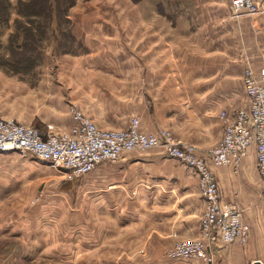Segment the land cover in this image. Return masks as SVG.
Wrapping results in <instances>:
<instances>
[{
    "label": "crops",
    "instance_id": "crops-1",
    "mask_svg": "<svg viewBox=\"0 0 264 264\" xmlns=\"http://www.w3.org/2000/svg\"><path fill=\"white\" fill-rule=\"evenodd\" d=\"M152 1L149 11L142 3L127 11L130 0L114 12L97 8L99 0L80 12L74 6L66 16L68 49L58 51L46 37L30 70L0 66L2 116L41 133L47 125L69 130L72 109L106 130L139 117L143 131L169 130L204 155L222 137L220 113L245 105L246 63L264 62V13L224 20L223 0ZM3 33L5 47L11 31ZM212 171L221 200L236 204L249 227L244 245L218 246L214 264H264L253 152L237 173ZM38 193L34 205L0 209V241L15 246L0 248V264H204L165 255L175 242L199 236L205 202L197 175L161 149L125 153L72 179L31 154L0 153V197Z\"/></svg>",
    "mask_w": 264,
    "mask_h": 264
},
{
    "label": "built area",
    "instance_id": "built-area-1",
    "mask_svg": "<svg viewBox=\"0 0 264 264\" xmlns=\"http://www.w3.org/2000/svg\"><path fill=\"white\" fill-rule=\"evenodd\" d=\"M229 9L236 19L254 18L264 13L257 0H229ZM242 82L245 105L220 113L224 124L222 137L204 155L195 146L175 140L169 130L143 131L139 117H132L125 129L106 130L74 109L71 114L75 124L65 132H56L47 125L46 132L41 133L33 126L5 118L0 113V153L31 154L72 179L87 175L102 163H114L125 153L161 149L167 157L197 175L198 192L205 202L199 236L175 242L166 256L173 260L214 264L218 246L244 245L249 227L236 204L221 200L212 168H231L237 173L253 152L259 193L264 199V62L259 68L246 63Z\"/></svg>",
    "mask_w": 264,
    "mask_h": 264
},
{
    "label": "trees",
    "instance_id": "trees-1",
    "mask_svg": "<svg viewBox=\"0 0 264 264\" xmlns=\"http://www.w3.org/2000/svg\"><path fill=\"white\" fill-rule=\"evenodd\" d=\"M74 5L73 0H17L16 15L25 19L28 28L15 30L14 35L8 39L6 46L8 56L5 61H0V66L20 73L30 70L39 59V48L45 39L48 29L46 23L57 19L66 22V38L69 37V21L66 19L68 10ZM12 4L10 0H0V33L1 25L7 24L11 16ZM61 14L60 16H57ZM62 19V20H63ZM55 30L51 35L54 37Z\"/></svg>",
    "mask_w": 264,
    "mask_h": 264
},
{
    "label": "rangeland",
    "instance_id": "rangeland-1",
    "mask_svg": "<svg viewBox=\"0 0 264 264\" xmlns=\"http://www.w3.org/2000/svg\"><path fill=\"white\" fill-rule=\"evenodd\" d=\"M69 0H63V4ZM74 1V5L68 10V12H70V10H72V8L75 6L76 8L73 10L75 12H80V11H84L86 7L85 3L90 2L92 0H73ZM11 4H12V9H11V14H15L16 15V5H17V0H10ZM130 3L132 5H127L126 10L127 11H133L130 8H133V5L135 4H139L142 3L143 4V11H149V8L151 6L154 5V1H150V0H130ZM166 4V2L164 1V5ZM159 6L161 7L162 5L159 4L156 6V8L158 9V11H161V9L159 8ZM106 8L107 11L110 12H114V11H120V9L125 8L124 4H122L120 2V0H99V4L97 6V8ZM96 9V8H95ZM91 11H95V10H91ZM61 14L57 15L60 16ZM222 15H223V19L225 20V18H232L230 9H229V1L228 0H223V5H222ZM63 19V18H62ZM57 19L56 21H53L52 23L47 22L46 23V28L48 29V32L46 34L47 40L50 41V43L48 42V45H52L55 48L59 50H66L70 47V41L66 39V22L64 21V19ZM69 23V22H68ZM28 28L27 26V22L25 21V19L23 18H19L17 15L14 17L10 16L9 21L7 22V24H2L1 25V29L3 30L2 33H0V36H2V34L6 35L5 32L7 29H10L11 33L8 34V37H3L4 40L9 39L10 36L14 35V31L15 30H22V29H26ZM52 30H55L54 33V38H52L53 36L51 35ZM45 37V38H46ZM55 42V43H54ZM57 46V47H56ZM8 56V51L6 46L3 47L0 44V61H5L6 58ZM23 72V71H22ZM20 72V73H22ZM181 165V164H180ZM182 166V165H181ZM184 167V166H183ZM48 170H52L50 168H48ZM53 171V170H52ZM48 182H47V187H49V183L53 182V179H50V177H47ZM39 193L36 194V196H30L29 198L27 197H13V198H3L0 197V209L4 208L7 209V207H14L16 209L25 206V204H27V201L29 200V204L30 205H34L36 203H38V197H39ZM26 202V203H24ZM203 214V213H202ZM202 216V215H201ZM201 219V217H200ZM200 225V223H199ZM2 240V239H1ZM11 247L8 248L7 252L11 251V249H13L15 246L13 244L6 245V241L2 240L0 241V248H3L5 250V247ZM171 247H169L166 252L165 255L167 253V251L170 249Z\"/></svg>",
    "mask_w": 264,
    "mask_h": 264
},
{
    "label": "water",
    "instance_id": "water-1",
    "mask_svg": "<svg viewBox=\"0 0 264 264\" xmlns=\"http://www.w3.org/2000/svg\"><path fill=\"white\" fill-rule=\"evenodd\" d=\"M255 264H259V263H255Z\"/></svg>",
    "mask_w": 264,
    "mask_h": 264
}]
</instances>
